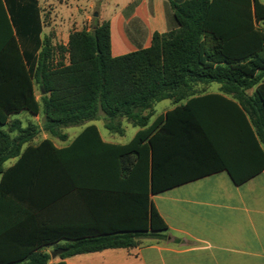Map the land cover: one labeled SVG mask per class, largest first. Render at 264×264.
<instances>
[{
    "label": "trees",
    "instance_id": "16d2710c",
    "mask_svg": "<svg viewBox=\"0 0 264 264\" xmlns=\"http://www.w3.org/2000/svg\"><path fill=\"white\" fill-rule=\"evenodd\" d=\"M170 4L174 28L113 57L109 22L54 45L38 0H0V264H50L57 249L54 264H67L164 239L151 195L220 171L240 185L264 170V0ZM211 83L221 93L198 94ZM163 100L174 107L150 122L144 111ZM24 111L42 112L53 134L101 114L110 133H124L122 118L139 130L120 145L92 124L66 147L23 148L32 127L10 117ZM8 125L27 135L11 138Z\"/></svg>",
    "mask_w": 264,
    "mask_h": 264
},
{
    "label": "crops",
    "instance_id": "0c3cea01",
    "mask_svg": "<svg viewBox=\"0 0 264 264\" xmlns=\"http://www.w3.org/2000/svg\"><path fill=\"white\" fill-rule=\"evenodd\" d=\"M99 1L95 17L96 0H57L55 9L51 0H38L42 37L67 46L72 32L92 30L95 20L107 21L111 54L122 56L150 47L155 33L174 28L170 3L182 0H115L112 9L108 0ZM211 84L203 85L208 89L199 95L221 93L220 84L216 90L210 89ZM102 138L123 145L111 137ZM151 199L168 226L164 239L141 236L136 247L78 254L66 258V263L264 264V170L240 185L227 171H220L151 195ZM59 260L57 256L50 264Z\"/></svg>",
    "mask_w": 264,
    "mask_h": 264
},
{
    "label": "rangeland",
    "instance_id": "374dc122",
    "mask_svg": "<svg viewBox=\"0 0 264 264\" xmlns=\"http://www.w3.org/2000/svg\"><path fill=\"white\" fill-rule=\"evenodd\" d=\"M51 1L53 3V8L55 9L58 6L57 0H51ZM108 1L110 3V9H112L114 7L115 0H108ZM98 2L99 0H96L95 4H97ZM103 3H108V2L107 0H103ZM99 10L100 8L96 7L93 10V12L96 13V12H99ZM96 23L97 22L95 20V25ZM218 86H219L218 83H212L210 86L211 87L210 89L216 90ZM34 88H35V95L37 99L40 100L42 96V93L40 91V85L35 83ZM196 88H197L198 94H200L203 89H208L207 86L205 87L203 85H198ZM172 107H174V104L171 100H163V101L157 102L151 110L144 111V114H150L151 116L150 122H152L156 117H158L161 114H164L169 108H172ZM15 120L20 121L21 129H27V128L32 127L29 133L32 134L33 138L31 142L26 143L23 146V148H25L28 144L36 145L45 139L52 140L57 146H64L68 144L69 142H72L74 138L78 134H80L85 127L92 125V124L96 125L99 128L100 133L104 138L111 137L116 142H119L121 144L129 143L132 140V138L135 136L136 132L139 130L138 127H135L133 124L129 123L126 119L122 118L120 121L122 123L124 133L123 134L110 133L105 128V120L102 114L97 119L84 122L80 125L60 127L57 129L56 134H53L46 129V121L44 118V114L42 112H40V114L38 115H32L31 113L24 111V112H21L20 114L12 115L10 117V122H13ZM9 126L10 125L5 126L4 129L9 132V135L11 138H15L19 135H24V136L27 135V133L24 134L18 130L11 131ZM15 161H16V158L9 159L8 161L5 162V167H9L13 165ZM55 247L56 246H49L45 248V251L48 253H51L55 249ZM56 258L57 257L55 258L52 257L51 261H53V259H56Z\"/></svg>",
    "mask_w": 264,
    "mask_h": 264
},
{
    "label": "water",
    "instance_id": "95a60500",
    "mask_svg": "<svg viewBox=\"0 0 264 264\" xmlns=\"http://www.w3.org/2000/svg\"><path fill=\"white\" fill-rule=\"evenodd\" d=\"M96 6H97V7L100 6V1L96 4ZM94 16L97 17V16H98V13L96 12V13L94 14ZM41 90H42V94H45V90H44L42 87H41ZM63 251H64L63 249H57V250H55V251L52 252L51 256H52L53 258H55V257H57L58 255H60Z\"/></svg>",
    "mask_w": 264,
    "mask_h": 264
}]
</instances>
